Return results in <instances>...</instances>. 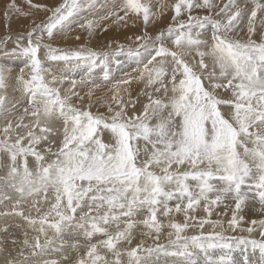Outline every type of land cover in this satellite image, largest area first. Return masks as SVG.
<instances>
[{
  "label": "snow or ice",
  "instance_id": "1",
  "mask_svg": "<svg viewBox=\"0 0 264 264\" xmlns=\"http://www.w3.org/2000/svg\"><path fill=\"white\" fill-rule=\"evenodd\" d=\"M25 3L29 11L11 0L6 18H29L31 9L50 15L38 23L32 19L16 47L3 53L24 57L29 69L27 78L23 69L17 77L28 105L17 119L11 118L16 105L10 108L0 93V118L5 120L0 153L6 156L0 164V206L11 204L0 216L15 215L27 225L17 258L7 264H240L236 250L243 264H253L249 249L253 255L258 251V264H264V218L240 227L249 201L258 199L264 214V2L176 0L165 30L136 37L144 41L149 58L135 77L115 82L107 115L94 114L91 103L87 109L74 106L73 96L84 99L73 91L76 81L63 90L59 85L65 77L44 66L50 61L94 67L112 54L50 43L70 26L82 7L79 0H63L54 8ZM194 9L209 14L194 17ZM163 10L161 4L160 14ZM156 15L148 0H118L99 20L142 19L147 27ZM98 23L87 20L80 27L91 34ZM208 24L211 43L200 32L193 35L194 27ZM257 24L259 42L253 39ZM193 50L199 57L195 63L186 59ZM104 78L108 80L107 73ZM5 79L0 68V90L6 88ZM132 79L151 89L143 92L147 103L138 112L139 98L133 102L121 95L120 85ZM227 198L234 204L229 229L247 235L228 236L221 221L192 214L202 207L211 216L213 207ZM24 205H29L27 214ZM205 224L212 231L206 233ZM189 228H199V234L186 235ZM165 229L166 245L158 243ZM137 232L153 239L154 246H146L144 239L132 246ZM69 249L77 255H68ZM53 254L62 258H51Z\"/></svg>",
  "mask_w": 264,
  "mask_h": 264
},
{
  "label": "rangeland",
  "instance_id": "2",
  "mask_svg": "<svg viewBox=\"0 0 264 264\" xmlns=\"http://www.w3.org/2000/svg\"><path fill=\"white\" fill-rule=\"evenodd\" d=\"M19 1L20 0H16V3L20 7H22L25 11L30 10L28 5L25 3V0H22L21 2V4L23 3V5H20ZM10 2L11 0H0V21L1 19H4V17H6L2 13L5 12V9L7 8V5ZM32 2L34 4H44L47 5L49 8H52L53 6H58L60 3L63 2V0H32ZM79 2L82 5V7L80 11L72 18L70 26L66 28L65 31L63 32L55 33L54 34L55 38L52 41H50V43L55 48L62 49V48H66L67 46V49L69 48L75 50L83 47V48H90L97 52H109L112 54L107 57L104 63H100V61H97L96 66L94 67H89L86 64H81L79 66L65 65L63 62H50V61H45L44 66L46 68H51L52 70H54L57 75H62L63 77H65L64 82H66L68 85L67 86L59 85L63 90L70 88L71 82L76 81V88L73 89V91L78 93V96L83 97L84 99L81 100L77 96H73L71 99V103L75 104L76 107L79 108L81 107L88 108L89 104L91 103L92 105L91 111L94 114H96L97 112L101 113L102 109L107 110V106H108L107 102L110 100V97L114 92L113 85L115 84L116 81L135 77L138 71L142 69L144 63L137 65L135 61H133V58L137 54H147L148 52H145L142 47L144 41H137L136 37L143 36L145 32H147L148 35L154 37L161 30H165L168 27V25L172 23L171 17L173 15V11L171 10V5L174 4L176 0H148L152 8V12L157 13V15L155 17L150 18L151 22L147 25V27H145L142 19L136 20L135 22L132 19H129L127 20V23L123 21L114 22L115 20L114 17L109 18L107 20H99V17L106 15L108 10L112 7L113 3L118 2V0H79ZM141 2H145V0H141ZM214 2L222 4L226 2V0H214ZM248 2L250 5V0H248ZM261 2H264V0H261ZM161 4L164 5L163 14H160ZM31 12H32V16L29 18L13 15V17H11L10 19H12L13 21L15 20L17 22H25V20H27L31 27L32 19H37V23H38L40 21L45 20L46 17L50 15L49 12L43 10L37 11L35 9H31ZM120 14L122 15L123 13ZM208 14L209 13L205 9H194L192 11V15L194 17L195 16L203 17ZM259 15L260 14L258 13V16ZM7 19L10 21L9 18ZM183 19L187 20V13L183 14ZM87 20H93L94 22L97 21L99 22L98 26L94 27L91 34L89 33L86 27L85 28L80 27V24L85 23ZM162 20H164V22ZM5 22L7 23L8 21L5 20ZM6 26L8 27V24ZM257 28L258 31L253 36V39L259 42V40L261 39L259 24H257ZM9 31L11 32L12 30ZM9 31H5V33L11 34ZM17 31H20V29L18 28L14 29L12 31V34L14 35V33H16ZM21 31L26 32V29L22 28ZM2 32L4 33V31ZM196 32L202 33L201 38L207 39L209 43H211L212 27L210 24L205 25L203 29L194 27L193 35H195ZM3 33H1L0 36ZM24 34L25 33H22L21 35L18 33L17 35L23 36ZM241 35L242 38H244L243 34ZM77 37H79V39H77ZM9 40L11 41L13 39H9ZM7 41L0 45V49H1L0 52L2 50L5 51L7 50L11 52L10 47H8L10 41L8 43ZM3 45L4 47H2ZM109 45H111V47H109ZM121 45H123V50L118 51ZM166 46L173 48V50H175L174 46L170 42H168ZM129 49L133 50L132 54L129 53ZM5 51L1 52L2 55L0 54V66L2 68L12 70V74L6 73L9 79H11V84L10 87L4 91L5 93L2 92L1 93L7 96L10 108L12 104L16 105L15 111L13 112L11 118L17 119L19 115L23 114V109L25 107H28L26 97L22 93V91L19 90V85L17 81V77L20 74L21 69L24 70V68H27L25 67L26 59L18 55H4L3 53ZM186 59L195 63V61L198 60L199 57L196 56L195 50H193L192 55L186 57ZM206 62L209 63V65H211L210 59L206 58ZM84 70L85 72L81 73ZM105 73L108 74L107 81L104 78ZM65 74L67 75L65 76ZM9 79H5V80L8 82ZM96 85H99V87H96ZM125 88L127 89V92L123 91V89ZM120 89H121V95L125 100L132 101L136 96L137 98H139V103L142 105L147 103V98L143 95V92L151 91L150 88L146 87V83L144 81L137 79H132L131 83L128 85H120ZM90 90L92 91L91 100H89L88 97V93ZM137 98H135V101L137 100ZM113 107H115L114 104ZM0 122H1L0 127H2L5 123V120L1 118ZM26 122H27V118H26ZM244 190L248 191L247 187H245ZM252 191L254 192L255 189H253ZM226 200H229L230 202L232 201L231 198H227ZM256 204H259L258 199L251 200L247 203L248 207L246 205L244 209L245 210L247 208L250 209L254 207ZM26 206L29 205H24V210L27 214V210L29 207L26 208ZM32 213L36 215L35 211H33ZM239 235H247V234L241 233L240 230L237 229V232H234L233 236H239ZM252 236L253 238L259 239L256 233H253ZM161 244L166 245L167 243L162 242ZM248 253H249L248 256L250 258L252 257L251 261L254 262V260L256 259L253 258V254L251 253L250 249ZM233 255L236 256L235 258L237 259V261L240 262V264H243L244 257L242 256L240 250H236L233 253ZM258 261L259 259L257 258V260L253 264L256 263L258 264Z\"/></svg>",
  "mask_w": 264,
  "mask_h": 264
},
{
  "label": "bare ground",
  "instance_id": "3",
  "mask_svg": "<svg viewBox=\"0 0 264 264\" xmlns=\"http://www.w3.org/2000/svg\"><path fill=\"white\" fill-rule=\"evenodd\" d=\"M21 2H22V0L19 1V4L20 5H23V3L21 4ZM54 7L55 6H53L52 8H54ZM5 11H6V9H5ZM2 14L5 15V12L2 13ZM5 20L8 21V22L6 23ZM14 21L12 19H10V21H9L6 17H4V19H1V21H0L1 22L0 23V34L3 33L2 31H4V33L0 36V45L2 43L6 42L7 40H9L8 37H11V39H13V40H11V41L9 40L10 42L7 41V43L9 42L8 47H10L11 50L16 47V43H17V37L16 36H18L17 34L19 33V34L22 35V33H26L27 30H29V27H30V24L28 23L27 20H25V22H17V21L14 22ZM35 21L37 22V19H35ZM162 21L164 22V20H162ZM7 24H8V27L6 26ZM16 28L20 29V31H17L13 35L12 34V31L14 29H16ZM22 28L26 29V32L21 31ZM9 30H12V31L10 32ZM5 31H9L13 36L11 34H9V33H5ZM20 43L22 45H26L27 41L26 40H22ZM2 47H4V45ZM62 49H67V46H66V48H62ZM2 51H5V50H2ZM1 52H0V54H1ZM43 54H44V50H41L40 56L42 58H43ZM148 58H149L148 53L147 54H137V55L134 56L133 61H135V63L137 65H139V64H142V63H146ZM0 68H2V67L0 66ZM2 69H5V68H2ZM5 70H6L5 71L6 73L12 74V70H10V69H5ZM24 70L26 71V72L25 71L24 72H25V76L27 77V74L29 72V69L28 68H24ZM84 72H85V70L82 71L81 73H84ZM66 75L67 74H65V76ZM6 79H9V77L7 75H6ZM5 83H6V88L3 89V90H0V93L1 92L2 93H5L4 91L7 88L10 87L11 79H9L8 82L5 80ZM63 85L64 86H67L68 84L66 82H64ZM135 98H137V97L135 96ZM135 98L132 100L133 102H135ZM73 105L76 106L75 104H73ZM141 108H142V104L137 103L135 110L138 112V111L141 110ZM81 109H87V108L86 107L85 108L81 107ZM128 111H129V114L131 115L132 114V109L129 108ZM101 113L108 114L107 113V110H105V109H102L101 110ZM56 123H57V125L60 124L59 121H57ZM0 124H1V122H0ZM109 138H110V134L109 133H107V132L103 133V139L105 141H107ZM28 160H29L30 167H34L35 166L34 158L33 157H29ZM5 161H6V156L3 153H0V164L4 163ZM3 174H4V169L2 167H0V175H3ZM189 183L194 185V182H192V181H189ZM170 203L174 206V204L176 203V201H172ZM225 204L231 205V207L230 208H226L225 207ZM27 207H29V206H26V208ZM247 207H248V205H247ZM249 207H251V206H249ZM10 209H11V204L10 203H7V202H6L5 205L0 206V212L6 211V210H10ZM232 209H234V204L232 203V201L230 202L229 200H225L223 204H220L219 206H214L213 207V209H212V215L211 216H208L207 213H205L203 211L202 207H197L195 213H192V214L194 216H196V217L201 218V219L207 218L210 221H217V220L221 221L223 223V225H224L225 230H226V235L233 236V233L234 232H237V230L236 231H232L231 229H229L228 223H227L228 220L231 219ZM259 209H260V204H256L254 207H252L250 209H248V208L246 210L243 209V214L245 216V219L240 223V227H245L246 228V227L249 226V222L251 220L264 218V214H262L259 211ZM31 214L33 216H35L33 213H31ZM175 216H176V219L177 220H182L183 219V215L182 214H175ZM140 218H143V217H140ZM162 219H164V222L167 223V218H162ZM17 225H21V227H17ZM5 228L7 229V231H4ZM26 229H27V225H26V223L20 217H17L15 215H12V216H0V264H7L8 259H10V258H17V255L16 254H17V252H18V250H19V248L21 246V242H22V240L24 238V235L23 234H24V231ZM203 230L206 233L212 231L211 224H205ZM217 230H219V229H217ZM28 231L30 232L31 230L28 229ZM167 231H168V229H165L164 230V234L161 235L158 243H160V244L162 242L168 243V237L166 235V232ZM199 231H200L199 228H189V229L186 230V233L185 234L186 235H189V236H191V235H197V234H199ZM238 234H240V233H238ZM141 239H144L145 240L146 246H154L153 239L147 238V237H141L138 232L136 234V238L133 240L132 246H135L137 243H139V241ZM13 240L16 241L15 244L12 243ZM72 242L73 241L71 239L68 240V243H72ZM67 254L68 255H72V256L77 255V253L75 252V250H71V249H69V251H68ZM250 256H252V255H250ZM51 258H54V259H58L59 260L62 257L60 255L53 254ZM251 258L249 257L250 260H251ZM253 258L256 259V260H257V258L259 259L258 252H256L253 255ZM164 259H165L164 257H161V260H164ZM256 260H254V262Z\"/></svg>",
  "mask_w": 264,
  "mask_h": 264
}]
</instances>
